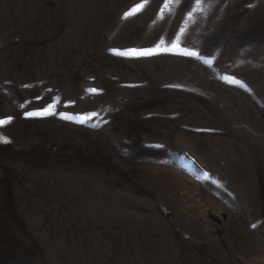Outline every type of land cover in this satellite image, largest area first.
I'll use <instances>...</instances> for the list:
<instances>
[{"label": "rangeland", "instance_id": "1", "mask_svg": "<svg viewBox=\"0 0 264 264\" xmlns=\"http://www.w3.org/2000/svg\"><path fill=\"white\" fill-rule=\"evenodd\" d=\"M141 2L0 0V264H264V0Z\"/></svg>", "mask_w": 264, "mask_h": 264}, {"label": "snow or ice", "instance_id": "2", "mask_svg": "<svg viewBox=\"0 0 264 264\" xmlns=\"http://www.w3.org/2000/svg\"><path fill=\"white\" fill-rule=\"evenodd\" d=\"M176 3L179 2V0H175ZM146 3V0H142V2L140 4H137L133 7V9H131L129 12L125 13V17L134 15L137 11L142 10V8L144 7V4ZM196 3L198 5H202L205 3V0H196ZM203 9H201L202 11ZM152 52L151 51H137V50H131L130 52L125 53V55H151ZM189 55H195V53H188ZM210 63V61H209ZM233 83H239L238 81H233ZM91 92H96V89H91ZM29 115H33V113H29ZM90 117H83L81 118V122H83L84 119H87ZM6 121L0 120V124L5 123ZM0 141L3 142H7L4 138L0 137Z\"/></svg>", "mask_w": 264, "mask_h": 264}]
</instances>
